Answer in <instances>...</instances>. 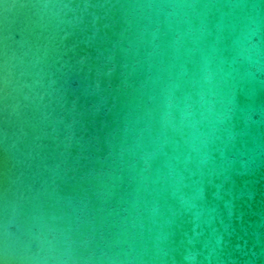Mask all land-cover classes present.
Masks as SVG:
<instances>
[{
	"label": "water",
	"instance_id": "water-1",
	"mask_svg": "<svg viewBox=\"0 0 264 264\" xmlns=\"http://www.w3.org/2000/svg\"><path fill=\"white\" fill-rule=\"evenodd\" d=\"M0 264H264V0H0Z\"/></svg>",
	"mask_w": 264,
	"mask_h": 264
}]
</instances>
